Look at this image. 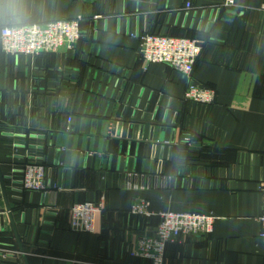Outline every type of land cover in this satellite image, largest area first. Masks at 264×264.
Segmentation results:
<instances>
[{
  "label": "crops",
  "instance_id": "1",
  "mask_svg": "<svg viewBox=\"0 0 264 264\" xmlns=\"http://www.w3.org/2000/svg\"><path fill=\"white\" fill-rule=\"evenodd\" d=\"M227 1L0 0V32L83 20L71 50L8 56L0 39V164L23 247L0 213V249L21 253L0 264H153L132 256L158 223L131 214L140 201L215 218L163 264H264V0ZM147 34L199 42L193 78L215 104L186 101L183 74L142 61ZM28 156L59 192L21 190ZM101 200L97 232L71 231L70 207Z\"/></svg>",
  "mask_w": 264,
  "mask_h": 264
},
{
  "label": "built area",
  "instance_id": "2",
  "mask_svg": "<svg viewBox=\"0 0 264 264\" xmlns=\"http://www.w3.org/2000/svg\"><path fill=\"white\" fill-rule=\"evenodd\" d=\"M234 7L233 0L225 3ZM264 11V6L262 7ZM82 17L72 20H53L46 24L25 26H5L1 29L2 51L8 56H36L73 49L82 37ZM139 54L145 64L158 63L183 74L188 81L185 100L200 106H211L216 101V91L198 84L193 71L200 57L202 47L195 39L164 37L147 34L138 38ZM190 140V139H189ZM191 143V140H190ZM31 158L30 156L27 157ZM33 159V158H31ZM43 158L34 157L22 168L21 190L39 192L43 196L60 191L43 164ZM106 210L105 201L77 203L69 209V228L75 233L95 234L97 221ZM131 214L137 217H158V226L137 241L132 256L151 260L153 264H163L167 246L182 237L209 235L213 232L215 218L188 213H152L145 201L133 206ZM264 237V191L262 194V214L259 218ZM3 261L10 257H20L21 253L10 248H1Z\"/></svg>",
  "mask_w": 264,
  "mask_h": 264
},
{
  "label": "water",
  "instance_id": "3",
  "mask_svg": "<svg viewBox=\"0 0 264 264\" xmlns=\"http://www.w3.org/2000/svg\"><path fill=\"white\" fill-rule=\"evenodd\" d=\"M0 189L2 191V198L5 201V210L4 211H0V213L3 214L4 212H7V215H8V217L10 218V220L12 222L14 232H15V234L17 236V239H18V242H19V245H20V249L23 250V247L20 244V240H19V237H18V234H17L16 226H15V223H14V220H13V213H12L11 206H10L9 199H8L6 182H5V177H4L2 169H1V164H0Z\"/></svg>",
  "mask_w": 264,
  "mask_h": 264
},
{
  "label": "trees",
  "instance_id": "4",
  "mask_svg": "<svg viewBox=\"0 0 264 264\" xmlns=\"http://www.w3.org/2000/svg\"><path fill=\"white\" fill-rule=\"evenodd\" d=\"M197 142H199V141H197ZM106 209H107V208H106ZM105 211H106V210H105ZM105 211H104V213H105ZM141 218H144V219H152V218H155V219L158 221L157 226H158V224H159V222H160V219H159L158 217H150V218L141 217Z\"/></svg>",
  "mask_w": 264,
  "mask_h": 264
}]
</instances>
